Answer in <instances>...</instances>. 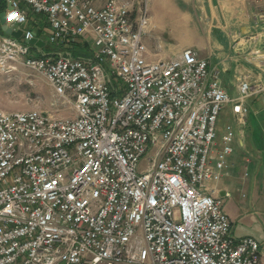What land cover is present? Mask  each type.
I'll return each mask as SVG.
<instances>
[{
    "label": "built area",
    "instance_id": "built-area-1",
    "mask_svg": "<svg viewBox=\"0 0 264 264\" xmlns=\"http://www.w3.org/2000/svg\"><path fill=\"white\" fill-rule=\"evenodd\" d=\"M8 2L5 24L40 16L53 49L31 56V29L3 36L0 72L42 75L73 117L0 109V264H264L208 187L264 80L233 97L192 48L147 59V0Z\"/></svg>",
    "mask_w": 264,
    "mask_h": 264
},
{
    "label": "crops",
    "instance_id": "crops-1",
    "mask_svg": "<svg viewBox=\"0 0 264 264\" xmlns=\"http://www.w3.org/2000/svg\"><path fill=\"white\" fill-rule=\"evenodd\" d=\"M202 1L198 8L200 16L205 19V22L203 21V26L207 29L205 35L209 40H215L216 45L208 56L201 58L207 61L210 73L216 75L223 89L234 97L237 95V86L241 80L250 82L264 80V27H262L264 24L262 23V26L258 24L260 22L257 20L255 9H252L250 14L247 12L245 0ZM5 2L3 12L7 10L9 4L8 0ZM19 6L22 7L21 4ZM24 25L26 27L23 29L21 25L14 26V29L21 31L31 29L34 32L40 43L36 46L34 44L33 53L39 55L53 49V46L49 43L46 45L44 41L47 39L48 30L40 16L28 12V21ZM228 27L231 31H225ZM3 36L6 34L2 32L0 25V39ZM45 46L47 50H44ZM246 106L248 113L244 124L245 130L238 133L241 136L239 142H234L233 152L228 158L229 165L219 180L209 183L208 187L215 190V195L219 198L227 199L231 206L229 210L223 207L231 224V235L235 238L251 237L264 248V187H257L256 182V177L264 181V92L247 98ZM245 133L251 142L241 140ZM240 169L242 174L239 173ZM249 172L253 176V181L250 182L248 197L242 194L243 199L238 200L234 195L237 188L236 178H248ZM250 209L254 214H258V219L249 216ZM239 221L250 228L253 223L258 222L261 228L252 233L238 234L235 232L234 224Z\"/></svg>",
    "mask_w": 264,
    "mask_h": 264
},
{
    "label": "rangeland",
    "instance_id": "rangeland-1",
    "mask_svg": "<svg viewBox=\"0 0 264 264\" xmlns=\"http://www.w3.org/2000/svg\"><path fill=\"white\" fill-rule=\"evenodd\" d=\"M245 1L247 2L246 7L249 14L252 9H255L257 15L260 13L264 14V0ZM170 2L173 4L171 3V5ZM201 2L203 1L147 0L151 26L148 36H146L143 41L147 48L146 57L154 61L168 60L177 57L187 48L196 50L200 57L208 56L209 52L214 50L216 41L209 40L205 35V31H207L206 26H203V21L205 22V19L200 16L201 12L198 8ZM157 3L160 4V8ZM163 4L166 5L164 6ZM161 6H164V9ZM169 6L171 7L169 8ZM170 9H172L171 13L169 12ZM258 24L262 26L264 23L262 24L260 22ZM20 27L23 29L26 25H21ZM262 27H264V25ZM225 31H231V28L228 27ZM44 41L46 45H48L46 38ZM76 49L77 47L70 49V52L74 56H77ZM44 50H47L46 46ZM82 50H84V48H82ZM37 55L38 54L33 53L31 56ZM0 109L8 112L39 110L60 118L73 117L70 104H66L65 101L54 95L51 86L42 75L21 66H17V70L10 73L0 72ZM228 123H231V118L229 107L226 106L221 111L217 121V136H220L224 126ZM235 130L237 133L236 142H239L238 140L241 135L238 133L245 130V125L236 123ZM242 139L245 140L244 142H251L249 137L247 139L246 133L241 140ZM145 168L146 160L143 158L139 164V170L142 171ZM240 170L239 173L242 174V169ZM252 177V174H250L248 178H236L237 188L235 189L234 195L238 200L243 199V197H241L242 194H244L246 198L248 197L250 182L253 181ZM256 182L257 187H264L263 180L256 177ZM221 200L224 209L229 210L231 206L228 200L225 198ZM248 212L250 217L253 216L255 219H258V214H254L251 209L248 210ZM234 226L235 232L238 234L252 233L261 228L258 222L253 223L251 228L248 225L242 224L240 221L235 223Z\"/></svg>",
    "mask_w": 264,
    "mask_h": 264
},
{
    "label": "water",
    "instance_id": "water-1",
    "mask_svg": "<svg viewBox=\"0 0 264 264\" xmlns=\"http://www.w3.org/2000/svg\"><path fill=\"white\" fill-rule=\"evenodd\" d=\"M11 9V5L10 3L7 5V10H10ZM0 25H1V30L2 32H4L6 35H10L16 39H19L20 36H21V33L22 31L21 30H13L11 29L10 27H8L6 24H5V14L4 12L0 13ZM28 43L30 45H39V41L36 39V38H32L28 41Z\"/></svg>",
    "mask_w": 264,
    "mask_h": 264
},
{
    "label": "trees",
    "instance_id": "trees-1",
    "mask_svg": "<svg viewBox=\"0 0 264 264\" xmlns=\"http://www.w3.org/2000/svg\"><path fill=\"white\" fill-rule=\"evenodd\" d=\"M5 6H6L5 0H0V12H3L5 10ZM76 47H77V49H76L77 50V55H80V54L81 55H83V54L87 55V52H88L87 48L80 47L79 45L76 46ZM82 48H84V50H82Z\"/></svg>",
    "mask_w": 264,
    "mask_h": 264
},
{
    "label": "bare ground",
    "instance_id": "bare-ground-1",
    "mask_svg": "<svg viewBox=\"0 0 264 264\" xmlns=\"http://www.w3.org/2000/svg\"><path fill=\"white\" fill-rule=\"evenodd\" d=\"M171 1H172V0H171ZM157 2H159V1H157ZM161 2H162V1H161ZM162 3H163V2H162ZM164 3H165V2H164ZM171 3H172V2H170V4H171ZM157 4H158V7H159L160 4H159V3H157ZM166 4H167V3H166ZM166 4H163V5L165 6ZM172 4H173V3H172ZM172 4H171V5H172ZM164 6H161V7L163 8ZM167 6H168V5H167ZM167 6H166V8H167ZM170 7H171V6H169V8H170ZM159 8H160V7H159ZM162 8H161V9H162ZM163 9H164V8H163ZM171 10H172V9L169 10L170 13H171ZM161 11H162V10H161ZM166 11H167V10H166ZM174 12H175V11H174ZM167 16H169V15H167Z\"/></svg>",
    "mask_w": 264,
    "mask_h": 264
}]
</instances>
